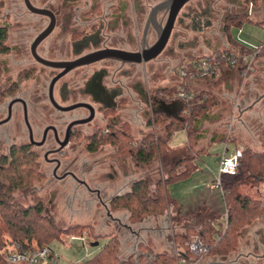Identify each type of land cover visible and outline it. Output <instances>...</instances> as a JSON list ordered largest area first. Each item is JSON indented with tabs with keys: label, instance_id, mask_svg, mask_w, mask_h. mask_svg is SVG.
Listing matches in <instances>:
<instances>
[{
	"label": "flooded vegetation",
	"instance_id": "1",
	"mask_svg": "<svg viewBox=\"0 0 264 264\" xmlns=\"http://www.w3.org/2000/svg\"><path fill=\"white\" fill-rule=\"evenodd\" d=\"M63 1V16L60 18L52 9L56 15L55 28L36 47L39 57L64 63L62 67L47 65L33 53L32 46L49 25V17L45 16L49 19L47 26L33 37L28 49L21 40L13 45L9 43L11 31L5 25L9 29L10 46L6 54L16 51L18 46L29 52L26 50L28 59L23 58L16 74L11 72L12 69H3L0 64L3 75L10 72L1 77L0 94L6 96L0 104V152L8 154L12 148L22 149L39 163L43 179L13 193L33 194L30 204L15 197L28 207L36 204L38 196L44 198L45 207H54L53 200L46 201L44 197L43 192L48 190L51 197L63 195L65 199V178L68 176L90 188L83 181L86 182L85 178L92 173V167L87 168L83 159L71 160L73 149L87 150L96 136L103 137L133 125L134 113L141 123L145 121L147 124L149 117L158 113L156 110L164 98L161 89L155 85L156 80L150 77L149 63L175 56L192 61L202 56L197 55L198 50L202 51L214 36L226 33L227 21L238 14L230 9L227 0L189 1L181 9L165 49L157 58L146 62L144 50L157 41L160 28L168 17V5L159 6L154 11V7L164 0L152 5L143 3V0H98L85 11L87 14H80L77 18L67 11L75 2ZM230 1L237 3L240 9L245 3L243 0ZM248 12L252 14L251 10ZM87 37L90 38L86 42ZM105 49L142 53L139 57L143 61L111 57L69 69L72 62L83 61L87 55ZM258 98L255 104L264 100V92ZM260 114L263 118L264 110ZM115 154L114 158L111 156L103 163L108 165V170L102 173L106 177L99 173L96 179L104 180L112 190L116 180H121L122 189H114L116 193L107 199L100 198L98 207H110L112 198L129 191L133 184L129 156L119 155L116 148ZM77 169L84 175L79 179L84 180L75 176ZM50 182L57 184L51 187ZM37 183L42 186L38 187ZM258 232L248 233L250 237L246 238L241 236L239 247L228 255L209 256V264H264V233Z\"/></svg>",
	"mask_w": 264,
	"mask_h": 264
},
{
	"label": "trees",
	"instance_id": "2",
	"mask_svg": "<svg viewBox=\"0 0 264 264\" xmlns=\"http://www.w3.org/2000/svg\"><path fill=\"white\" fill-rule=\"evenodd\" d=\"M247 1L255 6L258 0ZM4 5L5 1L0 0V15ZM249 20L250 15L247 13L234 14L229 18L226 34L230 47L246 49L233 37L231 29L241 27ZM8 37V27L0 25V56L10 51ZM223 54L224 52L220 51L219 57ZM2 75L3 69L0 67V81ZM179 90L180 86L165 88L161 91L163 97L173 100L177 98ZM5 96L6 94H0V104ZM215 101L214 93L202 91L196 95L193 102L184 105L181 119H171L162 113L155 114L147 125L165 132V138L154 131H149L142 138L136 139L130 133L131 125L129 124L123 130H115L103 137L96 136L87 146V150L95 152L102 144H111L119 155H130L140 164L151 165L168 150L172 134L177 130L189 128L193 118L200 117L208 111ZM189 136L192 141V133H189ZM189 150L191 151L192 147ZM182 165H185L183 170ZM193 167L189 159L181 160L175 166L169 167L166 176L161 177L156 185L155 197L149 196L151 183L149 178L134 181L129 191L112 198L108 210L112 213L121 208L127 209L130 214L129 224L139 223L144 218L168 214L169 207L165 205L172 202L168 194L169 184L189 176ZM42 179L40 165L31 157V154L17 148H12L8 154L0 152V264H15L7 261L5 257L6 252L15 242L32 249L42 248L50 245L54 240L66 241L69 235H83L87 227L75 225L60 229L52 218L43 216L42 213L45 210L43 197H36V204L29 207L14 198L13 193L17 189L31 187ZM263 185L264 151L258 152L247 146L241 150L238 172L234 175H222L221 187L227 205L226 222L218 228L205 223L198 229L188 228L184 234H174L172 241H168L171 252L156 253L151 258L147 256L151 245L140 240L136 244L138 253L135 252L132 264H192L196 255L190 251L187 242L195 234H200L205 242L212 245L209 256L221 257L235 251L240 244L241 228L251 224L257 217H264V197L260 194H251L253 189H259ZM121 244L120 235L111 233L99 250L82 264H131L130 261L121 259ZM182 258L186 259L184 263L181 262Z\"/></svg>",
	"mask_w": 264,
	"mask_h": 264
},
{
	"label": "rangeland",
	"instance_id": "3",
	"mask_svg": "<svg viewBox=\"0 0 264 264\" xmlns=\"http://www.w3.org/2000/svg\"><path fill=\"white\" fill-rule=\"evenodd\" d=\"M4 1L5 5L0 15V25H8V27L10 28V44L13 45L14 42H18L17 40H21L22 43H26L28 49L33 37L47 26L49 19L43 15L35 14L29 11L25 5L24 0ZM31 1L38 7H47L51 10L54 9L59 13L60 18L61 16H63V12H65V3H63V0ZM96 1L98 0L77 1L74 4H70L69 10L67 11L72 13L73 18H77V16H80V14L81 16H84V14L86 13L85 11L89 9L91 5ZM243 1L245 3L242 4L241 9L237 8L239 7L237 3H231L230 0H227V4L229 5L230 9L238 12L244 11L247 7L253 5L252 3H248L247 0ZM255 6V12L264 15V0H258L257 5ZM78 9L81 11H79ZM253 18L254 19L252 21L244 22L241 27H238L233 31L235 38L246 47L256 46L264 40V22L257 20L255 16ZM57 31L58 29L54 34H56ZM54 37L55 35L52 36V38ZM214 39L216 40L218 39V37L214 36ZM224 43L225 45L227 44L226 41ZM27 49L25 47L19 48L18 46L16 51L1 55L0 64L3 66V69H12L13 71L11 70V72H13V74H16V71L21 68L20 65L22 64V62H24L23 58L25 60L28 59L26 54L29 51ZM259 71L261 73H259ZM9 73L5 72L3 78L6 77ZM251 73L250 77H248L247 79L242 78L238 86L237 99L241 100L243 96H246L245 98H243V104L245 107L251 101L258 99L259 95L264 92V69L261 68L259 70L258 67V71L252 73L253 75H256L255 77H253ZM2 80L0 82H2ZM262 109H264V107L261 104L256 108V110L245 114L244 121L246 124L240 122L238 117H234L233 119V123L236 127L241 128L242 126V133H244L243 135L247 140H264V135H262V133H264V117L262 118L260 114L262 112ZM141 122L142 121L138 120L136 114L134 113L132 123L133 125H131L130 133L136 139L142 138L145 133L149 131H154L156 134H160V132H162L158 128L156 129L153 126H148L145 121L143 123ZM182 135L183 133L177 134L171 145L179 146L180 144H182L183 141L180 137ZM245 147L247 146L245 145ZM73 151L74 152L73 154H71L70 158L71 160H77L78 158L81 160L83 159L85 160L87 168L92 167V173L88 174V177L85 178L86 183L89 184L90 188L84 186L72 176L66 177L65 199H63V195H55L54 197H51L49 190L43 192L46 201L51 199L53 200L54 207H45V210L42 214L45 217L52 218L60 229H67L75 225H85L87 227L85 228L83 235H69L66 238V241L54 240L49 246L50 249L58 255V260H51L50 264H81L88 258L92 257L99 250L100 246L106 242L108 235H110L111 233L120 235V238L122 240L120 257L123 260L130 261L131 264L134 261L133 258L135 252L138 253L136 244L140 240L145 241L151 245L149 251L147 252V256L149 258L157 253V249L161 245L164 246V244H157L158 239L165 240L166 242L167 240L172 241L174 223L171 221L169 214H161L150 218H144L139 223L129 224L130 214L127 209L121 208L118 210H114L110 214L108 207H98L100 198L107 199L116 193L114 192V189H117L118 191L122 187L121 180H119V182L121 181L120 183L116 182V185H114V188L112 190L111 188L108 189L109 186H106V182H104V180L96 179L99 173L102 174L104 173L103 171L108 170V165H105L103 163L107 160L109 161L111 156L113 158L116 156L114 147H111L109 144H105L96 153H90L86 149L80 148H74ZM255 151H257V147L255 148ZM163 154H161L160 157ZM128 162L133 168L135 177L141 176L144 173V170L140 168L141 166L138 167V162L130 155L128 157ZM102 168L103 170H101ZM167 169L168 167H166L165 165H163V167H159L158 175L164 178L166 176ZM76 172L77 175L75 174V176H77L78 179L84 177L81 170L77 169ZM103 176L106 177L105 174ZM79 180L82 181L84 179ZM150 180L151 187V185L154 184L155 179L150 178ZM55 184L57 183L50 182L49 185H51V187H55ZM37 185L38 187L42 186L39 183H37ZM95 189L97 190L96 192L94 191ZM124 190H122L121 192H123ZM258 191V189H253L251 191V194L258 195ZM151 193L152 191H150L149 188L150 197H152ZM154 194L156 196L157 193L155 192ZM15 197L24 204H30L33 201L34 195H24L23 193L17 192L14 195V198ZM62 203L65 207H63ZM165 206L169 207L171 205L170 203H166ZM153 218H158L160 220V226L159 224L155 223L156 221H154ZM155 226L156 229H152V227ZM256 231H259L258 233H264V217H257L251 224L244 225L240 230V241L243 237H250L248 233L252 232L253 234H255ZM96 242H98L99 244L94 245V243ZM165 246L166 250L169 251L170 245L165 244Z\"/></svg>",
	"mask_w": 264,
	"mask_h": 264
},
{
	"label": "crops",
	"instance_id": "4",
	"mask_svg": "<svg viewBox=\"0 0 264 264\" xmlns=\"http://www.w3.org/2000/svg\"><path fill=\"white\" fill-rule=\"evenodd\" d=\"M156 1L158 0H143V3L152 5ZM252 6L253 5L249 7L252 14L248 12L249 10L247 8L238 13L249 14L250 20L248 22L252 21L254 16L257 20L264 22V15L255 12L256 8ZM235 29L236 27L231 29L234 38L235 35L233 31ZM225 41L227 42L226 45L224 43ZM229 47L230 43L227 34L220 33L218 39L212 40L211 43H208L206 46L204 45L202 51L198 50L197 55H203L205 53H210V51H217ZM188 61V58L183 59L176 56L165 58L163 61H152L149 63L151 72L150 77L156 80L157 84L155 83V85L161 90L179 87L181 80L178 68ZM258 67L259 70L261 68L264 69V57L259 59ZM259 73L261 72L259 71ZM255 76L256 75H253V77ZM241 79L242 75L240 69L233 68L229 65H223L221 73L217 78H200L190 81L189 88H191L196 95L200 94L202 91L214 93L216 101L213 106L200 117L193 118L189 128L175 131L169 140L168 150L159 157L158 160L153 161L151 165H143L136 162L139 164L138 167L141 166L140 168L144 170V173L141 176L135 177L133 171L131 180L134 182L141 178L155 179L154 184L150 187L152 197H155L156 185L161 178L158 175L159 167L165 165L169 168L185 159H189L190 163L194 166L189 176L176 180L168 186V194L172 201L170 204L171 206H169L168 214L171 221L174 223L172 236L174 234H184L188 228L198 229L205 223L211 224L215 228L222 226L227 218V205L222 187L216 185V178L219 175L222 157L230 156L237 151H241L245 148V145L254 150L257 147L258 152L264 151V140H247L243 135L244 133H242V126L241 128L236 127L233 123L234 117H238L240 122L246 124L244 121L245 114L256 110L261 104L264 107V100L255 104L259 98L251 101L245 107L243 98L246 96H243L241 100H239L237 106V92ZM163 99L168 103L182 101L179 98L167 100L164 97ZM183 107L179 112L181 118L183 117ZM162 114L171 119H181L168 116L165 113ZM153 116L152 114L149 120ZM229 123H232L231 131L228 129ZM179 133H183V135L180 136L183 141L182 144L179 146L171 145L175 136ZM189 133L193 135L192 141H190ZM159 135L164 138L166 137V133L163 131L160 132ZM191 147L192 150L190 151L189 149ZM181 169H185V165H182ZM116 182L118 183L119 180H116ZM258 190V194L263 195L264 185ZM118 191H120V189ZM154 221L160 226V220L158 218L154 219ZM152 229H156V226L152 227ZM157 244H164V246L161 245L157 249V253L171 252L170 250H166L165 244H169L168 240L166 242L165 240L158 239ZM211 259L213 260V258ZM209 260L210 257H208L203 264H209Z\"/></svg>",
	"mask_w": 264,
	"mask_h": 264
},
{
	"label": "built area",
	"instance_id": "5",
	"mask_svg": "<svg viewBox=\"0 0 264 264\" xmlns=\"http://www.w3.org/2000/svg\"><path fill=\"white\" fill-rule=\"evenodd\" d=\"M220 51L224 52L222 57H219ZM262 57H264V40L258 45L246 47V49L238 47L224 48L188 61L178 70L181 82L177 98L181 99L184 105L193 102L196 94L189 88L190 81L208 77L217 78L221 73L223 65L240 69L242 78L247 79L250 77L251 72L258 71V61ZM238 103L239 100H237V106ZM228 129L231 131L232 123H229ZM240 156L241 151H237L230 156L222 157L219 175L216 178L217 186L221 187L223 174L234 175L238 172ZM187 246L196 255L192 264H203L209 257V252L212 249V245L205 242L200 234L193 235L187 242ZM5 257L7 261L15 264H50L51 260H58V255L50 249L49 245L32 249L18 242L12 245L6 252ZM185 261L186 259L182 258L181 262L184 263Z\"/></svg>",
	"mask_w": 264,
	"mask_h": 264
},
{
	"label": "water",
	"instance_id": "6",
	"mask_svg": "<svg viewBox=\"0 0 264 264\" xmlns=\"http://www.w3.org/2000/svg\"><path fill=\"white\" fill-rule=\"evenodd\" d=\"M189 1L191 0H164L154 7V11H155L159 6L168 5L169 12H168V17L166 19V22L160 28L159 37L157 41L153 45H151L149 48L144 50V61L147 62V61L157 58V56L161 54V52L165 49L172 35L173 29L176 25V21H177L179 13L181 9ZM24 2L28 10L31 11L32 13L44 15L50 18L49 25L46 27V29H44V31H42L38 35L37 39L35 40L32 46L34 55L39 57L36 53V47L41 40L47 37L54 30L55 25H56V15L53 10L46 8V7H38L34 5L31 0H24ZM89 38L90 37H87L86 42L89 40ZM122 55H125L126 57H122ZM141 55L142 53L124 52V51L116 50V49H105V50H100V51L93 52L87 55L84 59H82L83 61L72 62V65L69 66V69L76 67L78 65L88 64L91 62L101 60L103 58H111V57H117V58H122V59L126 58V60L140 63L143 61L142 58L139 57ZM127 56H130V57H127ZM132 56H138V58L136 57L134 58ZM39 59L47 65H52L56 67L64 66V63L49 61L41 57H39ZM183 106H184L183 101H175L174 103H168L166 100L161 99L160 107L156 110V112H162L168 116L181 118L179 116V112ZM83 182L87 184L85 181ZM98 244H99L98 242L94 243V245H98Z\"/></svg>",
	"mask_w": 264,
	"mask_h": 264
}]
</instances>
